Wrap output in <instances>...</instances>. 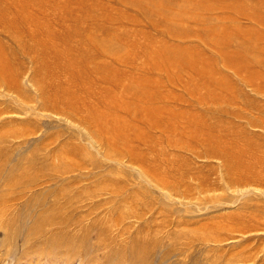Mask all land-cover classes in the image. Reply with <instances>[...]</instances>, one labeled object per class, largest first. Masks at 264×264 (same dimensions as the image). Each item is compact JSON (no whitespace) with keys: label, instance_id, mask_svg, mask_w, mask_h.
Here are the masks:
<instances>
[{"label":"rangeland","instance_id":"374dc122","mask_svg":"<svg viewBox=\"0 0 264 264\" xmlns=\"http://www.w3.org/2000/svg\"><path fill=\"white\" fill-rule=\"evenodd\" d=\"M133 243L264 264V0H0V264Z\"/></svg>","mask_w":264,"mask_h":264},{"label":"bare ground","instance_id":"6f19581e","mask_svg":"<svg viewBox=\"0 0 264 264\" xmlns=\"http://www.w3.org/2000/svg\"><path fill=\"white\" fill-rule=\"evenodd\" d=\"M40 215V214H39ZM41 216V215H40ZM41 217H43V216H41ZM40 218V217H39ZM38 218V216L37 217H32L31 218V220H32V222H31V220H30V225H29V227H27V229H31L32 228V230H30V231H28L29 233H31V235L32 234H36V235H40V233H38V231L39 230H36V229H38L39 227H41L40 225H42L41 224V221H40V219ZM8 224L7 223H4V227H6ZM11 227H12V225H11ZM2 228V227H1ZM16 228H18L17 226H16ZM41 231H43V230H41ZM29 233H26L27 235H26V239L27 238H29L28 236H30V234ZM55 236V235H54ZM59 237V236H58ZM51 238V237H50ZM60 239V238H59ZM68 239V238H67ZM29 240V239H28ZM51 240H52V238H51ZM55 240V239H54ZM46 242V244L47 245H50V239H47V241H45ZM133 242V241H132ZM59 244V243H58ZM132 245H134V246H132ZM132 245H130V249L126 252V251H124L123 252V256L125 257H127V262H128V264H147V262H146V260H145V258H143L142 259V257H143V255L141 254L140 255V248L137 246V244H135V243H133ZM59 248V247H58ZM117 252V251H116ZM113 254H115V252H113ZM109 258V257H108ZM111 258V257H110Z\"/></svg>","mask_w":264,"mask_h":264},{"label":"crops","instance_id":"0c3cea01","mask_svg":"<svg viewBox=\"0 0 264 264\" xmlns=\"http://www.w3.org/2000/svg\"><path fill=\"white\" fill-rule=\"evenodd\" d=\"M253 19H254V17H253ZM255 22H259V19H258V17H256L255 16ZM254 26V25H253ZM255 27V26H254ZM229 64H230V68H232L233 70H235V71H237V70H243V65H241V63H240V65H238L237 64V62L235 61V62H233V63H231V62H229ZM260 67H261V65H260ZM254 92H257V91H262L261 89L260 90H257V89H255V90H253Z\"/></svg>","mask_w":264,"mask_h":264}]
</instances>
